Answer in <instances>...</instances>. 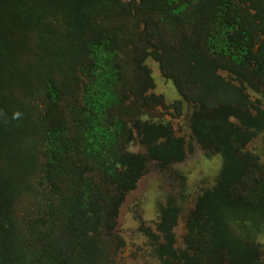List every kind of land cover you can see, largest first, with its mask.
Wrapping results in <instances>:
<instances>
[{
  "label": "trees",
  "instance_id": "trees-1",
  "mask_svg": "<svg viewBox=\"0 0 264 264\" xmlns=\"http://www.w3.org/2000/svg\"><path fill=\"white\" fill-rule=\"evenodd\" d=\"M148 59L223 165L182 248L173 196L140 232L161 264H264V140L263 164L246 151L264 132L246 94L264 97V0H0V264H117L126 195L187 156Z\"/></svg>",
  "mask_w": 264,
  "mask_h": 264
},
{
  "label": "rangeland",
  "instance_id": "rangeland-1",
  "mask_svg": "<svg viewBox=\"0 0 264 264\" xmlns=\"http://www.w3.org/2000/svg\"><path fill=\"white\" fill-rule=\"evenodd\" d=\"M146 65L153 74L155 83L153 93L163 96L165 100L166 108L157 110L159 119L163 123L172 125L175 137H183L187 149L190 144L194 151L190 154L186 149L187 156L183 163L173 164L164 169L156 162L147 164L145 176L139 180L136 190L126 195L118 211L115 231L123 238L125 247L117 254V264H161L154 254L153 246L139 228L142 223L145 227L155 230L160 220V207L165 206L168 196L175 198L181 211L174 235L176 248H182L189 212L194 208L197 198L215 186L223 165L220 156L208 157L193 139L189 128L191 109L186 103L183 102L181 116H176L174 105L181 101V97L172 83L163 78L154 61L148 59ZM221 74L224 75V73ZM246 94L252 101H260L264 108L262 95L253 93L249 88ZM263 140L264 132L259 134L258 138L246 148L247 152L260 159L261 164H263ZM129 150L145 154L137 142L130 145ZM236 229L239 230V228ZM254 241L264 256V235L257 236Z\"/></svg>",
  "mask_w": 264,
  "mask_h": 264
},
{
  "label": "water",
  "instance_id": "water-1",
  "mask_svg": "<svg viewBox=\"0 0 264 264\" xmlns=\"http://www.w3.org/2000/svg\"><path fill=\"white\" fill-rule=\"evenodd\" d=\"M172 83V82H171ZM173 85V84H172Z\"/></svg>",
  "mask_w": 264,
  "mask_h": 264
}]
</instances>
